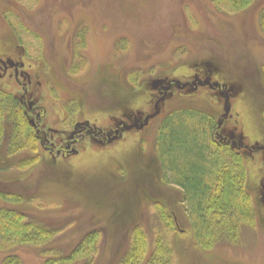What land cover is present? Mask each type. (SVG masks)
Returning <instances> with one entry per match:
<instances>
[{"label": "rangeland", "instance_id": "1", "mask_svg": "<svg viewBox=\"0 0 264 264\" xmlns=\"http://www.w3.org/2000/svg\"><path fill=\"white\" fill-rule=\"evenodd\" d=\"M13 5L12 14L7 10L1 18L0 51L21 44L28 59L47 72L45 93L53 97L48 104H59L72 118L99 126L109 117L131 119L149 109L158 79L211 72L234 97L225 125L248 142L264 144V0H17ZM195 96L176 94L163 103L166 122L159 119L118 147H91L68 162L45 154L25 118V143L11 150L17 132L5 115L0 210L22 213L27 223L56 232L38 244L0 241V264L9 256L21 264L55 263L93 232L99 233L96 251L76 264H117L136 228L144 232L148 251L140 264L159 242L170 249L172 264H264V162L258 155L237 156L216 138L213 142L212 134L207 140L213 151L237 161L251 196L255 223L242 224L235 242L226 235L216 242L199 236L183 189L162 164L159 142L168 124L191 115L215 128L226 111L224 100L207 91Z\"/></svg>", "mask_w": 264, "mask_h": 264}, {"label": "trees", "instance_id": "2", "mask_svg": "<svg viewBox=\"0 0 264 264\" xmlns=\"http://www.w3.org/2000/svg\"><path fill=\"white\" fill-rule=\"evenodd\" d=\"M5 115L13 119L17 132L11 150L22 149L25 143L21 136L24 117L20 116L17 105L0 92V139L2 118ZM213 128L210 122L199 117L180 115L161 132L159 152L166 173L172 175L170 180L183 189L184 202L190 204L199 236L216 242L222 235H226L231 236L232 242H235L241 225L253 226L255 216L251 209V196L246 194L243 187V171L239 169V164H235L237 161L216 153L207 144ZM26 220L28 216L22 213L0 210V241L38 244L56 232L43 229L33 220L29 223ZM131 236H135V240L117 264H140L148 252L146 237L140 228L133 229ZM98 238L99 233H91L69 257L55 263L80 262L85 253L96 251ZM0 249H3L2 243ZM148 254L146 264H172V253L163 242H159ZM91 262L89 260L86 264ZM3 264H21V261L17 256H9L4 258Z\"/></svg>", "mask_w": 264, "mask_h": 264}, {"label": "flooded vegetation", "instance_id": "3", "mask_svg": "<svg viewBox=\"0 0 264 264\" xmlns=\"http://www.w3.org/2000/svg\"><path fill=\"white\" fill-rule=\"evenodd\" d=\"M15 3L17 0H0V22L7 10L11 13V6ZM43 68L41 64L28 59L25 48L19 43L0 51V92L17 105L20 115L28 121L34 132L36 141L53 161L68 162L91 147H118L130 135L144 132L152 122L159 119L166 122L163 103L168 99L172 101L176 94L180 98L194 99L197 93L207 91L220 101L224 100L225 109L229 103L228 113L225 111L221 115L219 125L212 130L213 142H216V138L221 146L229 148L237 156L246 157L249 154L253 157L256 154L264 162V144L248 142L234 128L225 125L232 118L231 102L234 97L228 85L211 72L204 74L205 77L192 74L183 79H158L152 85L153 96L147 111L134 113L131 119L109 117L105 125L99 126L95 122L72 118L62 112L59 104H48L53 101V97L50 93H45L47 72ZM262 187L264 188V183ZM262 187L260 201L264 207Z\"/></svg>", "mask_w": 264, "mask_h": 264}, {"label": "water", "instance_id": "4", "mask_svg": "<svg viewBox=\"0 0 264 264\" xmlns=\"http://www.w3.org/2000/svg\"><path fill=\"white\" fill-rule=\"evenodd\" d=\"M227 99V102H228V97H226ZM229 104V103H228ZM228 104H227V108H226V112L228 113V110H229V107H228ZM263 191H264V188H263ZM263 197H264V193H263Z\"/></svg>", "mask_w": 264, "mask_h": 264}]
</instances>
